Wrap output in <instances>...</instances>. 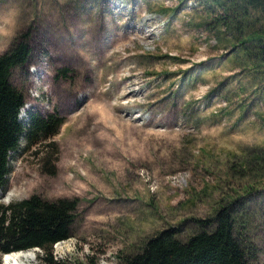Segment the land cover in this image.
<instances>
[{
    "label": "rangeland",
    "instance_id": "obj_1",
    "mask_svg": "<svg viewBox=\"0 0 264 264\" xmlns=\"http://www.w3.org/2000/svg\"><path fill=\"white\" fill-rule=\"evenodd\" d=\"M262 28L264 0H0V56L24 34L32 49L12 75L21 120L65 118L12 154L0 204L78 200L55 257L117 264L163 230L213 231L201 221L235 202L264 264V67L241 46Z\"/></svg>",
    "mask_w": 264,
    "mask_h": 264
},
{
    "label": "trees",
    "instance_id": "obj_2",
    "mask_svg": "<svg viewBox=\"0 0 264 264\" xmlns=\"http://www.w3.org/2000/svg\"><path fill=\"white\" fill-rule=\"evenodd\" d=\"M227 6L226 1L222 7ZM28 38L22 35L0 56V192L8 185L12 154L22 144L34 147L54 139L65 124L58 114L46 118L32 114L28 125L19 119L25 94L12 83V75L30 61ZM242 45H248L245 52L250 69L264 67V28L245 33ZM66 72L61 69L57 78L66 77ZM251 160L262 161V156L252 155ZM234 203L217 210L213 220L201 221L205 228L215 224L213 231L204 229L184 242L178 229L163 230L146 240L138 252L119 255L117 264H251L257 253L251 243L245 245L235 234ZM77 207L78 200L50 201L38 196L7 207L0 204V264L4 255L37 248L42 251L40 264H87L59 260L53 253L55 244L72 237ZM89 264H96L95 259Z\"/></svg>",
    "mask_w": 264,
    "mask_h": 264
},
{
    "label": "bare ground",
    "instance_id": "obj_3",
    "mask_svg": "<svg viewBox=\"0 0 264 264\" xmlns=\"http://www.w3.org/2000/svg\"><path fill=\"white\" fill-rule=\"evenodd\" d=\"M24 107H23V109H21L20 119H22ZM35 259L36 258H35V254L33 251L20 252V253H14V254L6 255V257L4 259V264H34Z\"/></svg>",
    "mask_w": 264,
    "mask_h": 264
}]
</instances>
